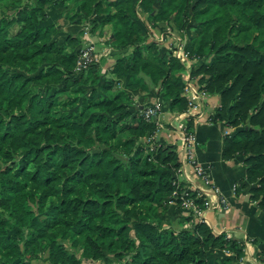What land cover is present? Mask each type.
Segmentation results:
<instances>
[{"label": "trees", "instance_id": "trees-1", "mask_svg": "<svg viewBox=\"0 0 264 264\" xmlns=\"http://www.w3.org/2000/svg\"><path fill=\"white\" fill-rule=\"evenodd\" d=\"M52 4L69 21L90 17L93 32L110 33L125 52L110 76L100 59L75 71L81 47L68 46L78 36L60 42L56 26L42 24ZM139 12L168 22L167 37L188 36L191 77L220 94L210 118L231 127L222 155H244L251 198L264 208V0H0V264L242 257L244 242L182 214L183 197L204 208L206 196L179 180L177 144L153 137L158 120L133 103L129 88L146 94L153 86L172 110L187 111L189 102L181 44L162 50ZM193 120L186 131L194 132Z\"/></svg>", "mask_w": 264, "mask_h": 264}, {"label": "crops", "instance_id": "crops-1", "mask_svg": "<svg viewBox=\"0 0 264 264\" xmlns=\"http://www.w3.org/2000/svg\"><path fill=\"white\" fill-rule=\"evenodd\" d=\"M47 12L42 24L45 26L54 24L60 42H65L69 35L78 36L80 43L70 41L68 50L93 43L99 54L102 74L105 77L110 76V69L116 60L125 54V52L120 53L119 49L110 44V33L93 32L90 28V17L84 18L81 22L69 21L53 4L49 6ZM78 13L81 15L79 10ZM139 15L151 26L150 40L160 42L162 50L173 49L172 41L182 45L180 52L185 64L182 75L192 86L185 94L198 104V108L190 113L172 110L166 103L158 117L157 139L162 137L168 142L177 144L182 165L178 178L190 188L199 189L205 194L207 205L204 208V216L214 231L224 232L228 237L245 243V251L242 257L236 260V264H264V259L259 258V252L264 248V208L251 198L250 187L253 184L246 180L244 155L238 153L232 158H224L222 155L225 131L231 130V127L225 120L213 121L210 118L220 105V94H211L207 91L204 94L203 89L191 77L190 70L194 61L190 55L185 54L188 36L177 38L176 35L172 37L168 34L167 37L165 34L169 30L168 22L153 23L145 13L139 12ZM74 44L76 45L73 46ZM127 80L128 77H125L124 86ZM129 91L134 99L133 103L140 108L139 111L161 97L156 86L146 94L131 88ZM190 115L194 117L192 128L196 134V140L192 145L194 162L186 161L184 145L179 139L188 125ZM196 164L203 166L204 175L197 172ZM242 183H244L243 187L235 191V186ZM222 196L226 198V205L221 203ZM182 210V214H186V209ZM174 222L176 225L180 224L179 215H176Z\"/></svg>", "mask_w": 264, "mask_h": 264}, {"label": "built area", "instance_id": "built-area-1", "mask_svg": "<svg viewBox=\"0 0 264 264\" xmlns=\"http://www.w3.org/2000/svg\"><path fill=\"white\" fill-rule=\"evenodd\" d=\"M181 47H182V45H181ZM181 47H180V49H181ZM185 54L190 55L189 52H187V51L185 52ZM99 59H100L99 54L96 52L95 46L93 43H89L85 46H82L80 48V51L78 54L77 62L75 65V71L81 72L85 68H87V66L91 62H96ZM191 87L192 86L190 85V83H187V85L184 89L186 94L190 90ZM202 92L204 94L206 93L205 90H203ZM188 99H189V102H188L187 112L191 113L194 109L198 108V104H197V102H195V100L193 98H190L189 96H188ZM163 108H164V101L162 100V98H158L156 101L144 106L141 112L147 119H152L155 117L158 120L159 114L162 112ZM158 126H159V122H158ZM229 132H230V130L225 131V133H229ZM156 134H157V131L153 135V137H157ZM147 139H150V138L147 137ZM179 139L182 142V144L184 145V151L186 152V155H185L186 161L187 162H194L195 160H194V157L192 155V145L196 140L195 132H188L184 128ZM181 166L182 165H180V167H179V171L181 170ZM195 166H196L197 172L199 174H201V175L205 174L204 168L201 164H199V165L196 164ZM205 177L207 178L206 175H205ZM208 180L209 179L207 178V181ZM235 189H236V186H235ZM221 203L223 205H226V203H227L226 198L223 196L221 197ZM182 205L187 211L186 214H192V215H195L196 217H198L200 219L206 220V218L204 216V208L205 207L204 208L199 207L198 204L194 201V199L192 197H190V196L183 197ZM205 205H207V201H205Z\"/></svg>", "mask_w": 264, "mask_h": 264}, {"label": "rangeland", "instance_id": "rangeland-1", "mask_svg": "<svg viewBox=\"0 0 264 264\" xmlns=\"http://www.w3.org/2000/svg\"><path fill=\"white\" fill-rule=\"evenodd\" d=\"M142 111V110H141ZM18 227H16V229H17ZM75 243V242H74ZM74 243L72 242V240L70 239V237L68 236L67 237V239H66V245L68 246V248L70 249V250H74L75 248V246H74ZM45 250L46 249H43L42 250V254H44L45 256H46V253H44L45 252ZM77 254H78V256H80V255H82V249H80V250H78L77 251ZM35 264H50L48 261H42V260H36L35 261Z\"/></svg>", "mask_w": 264, "mask_h": 264}]
</instances>
